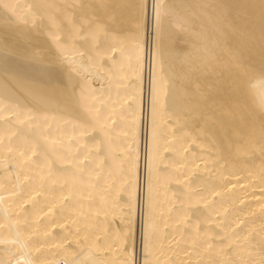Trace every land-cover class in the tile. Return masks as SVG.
I'll use <instances>...</instances> for the list:
<instances>
[{"label": "bare ground", "instance_id": "6f19581e", "mask_svg": "<svg viewBox=\"0 0 264 264\" xmlns=\"http://www.w3.org/2000/svg\"><path fill=\"white\" fill-rule=\"evenodd\" d=\"M0 264H264V0H0Z\"/></svg>", "mask_w": 264, "mask_h": 264}]
</instances>
